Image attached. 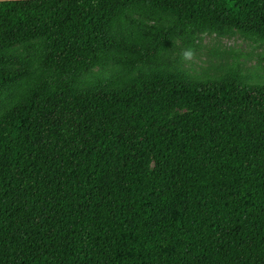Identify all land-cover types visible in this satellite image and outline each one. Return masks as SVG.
Wrapping results in <instances>:
<instances>
[{"label": "trees", "instance_id": "trees-1", "mask_svg": "<svg viewBox=\"0 0 264 264\" xmlns=\"http://www.w3.org/2000/svg\"><path fill=\"white\" fill-rule=\"evenodd\" d=\"M237 32L264 0L0 2V264H264V83L171 61Z\"/></svg>", "mask_w": 264, "mask_h": 264}, {"label": "rangeland", "instance_id": "rangeland-1", "mask_svg": "<svg viewBox=\"0 0 264 264\" xmlns=\"http://www.w3.org/2000/svg\"><path fill=\"white\" fill-rule=\"evenodd\" d=\"M22 1V0H0ZM177 48L171 54V61L174 71L183 78L189 80L219 78L228 73L230 68L236 69L241 66V78L246 83H264V45H259L250 41L240 33H235L230 37H217L212 34L199 35L190 51H187L179 42ZM7 52L14 57L26 58L36 54L34 51L25 52L21 46L14 47ZM179 57L178 60L175 58ZM38 58L30 61V67L35 69L38 65ZM20 64L11 65L12 68H20ZM113 67L107 70L95 69V75L101 74L103 77H109L114 72ZM36 73V71H35ZM151 71L142 68L140 72L134 74L133 78H143L150 75ZM105 79V78H104ZM21 81L19 86H24ZM17 88H10V91L16 92ZM172 113H180L178 110H171Z\"/></svg>", "mask_w": 264, "mask_h": 264}]
</instances>
